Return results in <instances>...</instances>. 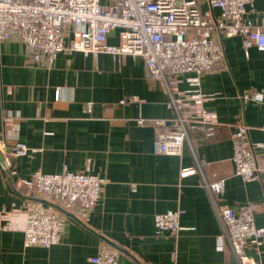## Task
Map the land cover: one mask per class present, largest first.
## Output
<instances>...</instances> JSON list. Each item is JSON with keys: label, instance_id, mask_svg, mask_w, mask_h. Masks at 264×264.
Returning <instances> with one entry per match:
<instances>
[{"label": "crops", "instance_id": "0c3cea01", "mask_svg": "<svg viewBox=\"0 0 264 264\" xmlns=\"http://www.w3.org/2000/svg\"><path fill=\"white\" fill-rule=\"evenodd\" d=\"M197 1L204 13L220 15L208 0ZM246 18L263 24L264 0H254ZM215 38L223 44L227 68L184 74L179 83L189 92L199 81L204 108L219 121L209 131L192 133L200 170L187 144L181 156L155 154L153 126L138 124L173 116L168 95L149 80L142 58L64 51L50 68L36 67L28 63L23 43L0 44V140L29 149L25 156L0 151L16 171L11 178L0 158V264H92L91 258L114 251L122 264H240L220 210L258 204L256 225L264 226L263 185L235 175L231 139L243 108L240 93L264 89V50H245L240 37ZM108 43H120L118 31L109 34ZM132 97L141 102L121 103ZM244 107L251 142H264V103ZM65 168L107 180L93 209L64 212L17 184L38 171L61 174ZM216 178L226 180L223 196L204 186V180ZM178 209L183 210L178 236L157 237L155 216ZM54 211L59 243L26 247L28 219ZM246 254L264 264V238L249 243Z\"/></svg>", "mask_w": 264, "mask_h": 264}, {"label": "built area", "instance_id": "2783aa9c", "mask_svg": "<svg viewBox=\"0 0 264 264\" xmlns=\"http://www.w3.org/2000/svg\"><path fill=\"white\" fill-rule=\"evenodd\" d=\"M212 9H219L216 18L204 13L197 0H0V44L17 40L27 47L28 63L50 68L64 51L97 56L109 54L120 60L130 56L143 59L149 80L158 83L168 95L172 119H139V125L151 124L155 131L154 153L181 156L185 145L196 159L192 133L209 131L219 125L215 112L204 108L206 96L199 90L179 89L180 77L203 75L227 68L224 47L215 36L240 37L245 50H264V23L255 24L246 18L254 0H208ZM118 31L120 43H108L111 32ZM67 39L69 44H66ZM59 98V93H58ZM239 98L243 104L239 122L231 133L235 175L244 182L260 181L264 190V142L250 140V127L245 122L244 106L248 102L264 103V89L245 90ZM138 97L122 100V104L140 103ZM11 119H7L9 121ZM264 129V127H263ZM25 156L29 149L21 144L8 145L0 140V151ZM2 167L12 178L16 171L5 157ZM185 175V173H182ZM41 198L64 212L76 208L93 209L103 198L107 180L94 174L34 173L30 180H18ZM210 194L223 196L225 179L204 180ZM258 204L249 203L239 210L222 207V217L231 248L240 264H255L246 254L249 243L258 245L264 238V226L256 225ZM183 210L155 216V235L178 236ZM25 246L51 247L59 243L57 213L32 216L24 231ZM92 264H122L119 252L101 253L90 259Z\"/></svg>", "mask_w": 264, "mask_h": 264}, {"label": "water", "instance_id": "95a60500", "mask_svg": "<svg viewBox=\"0 0 264 264\" xmlns=\"http://www.w3.org/2000/svg\"><path fill=\"white\" fill-rule=\"evenodd\" d=\"M0 158L3 160L2 154L0 153Z\"/></svg>", "mask_w": 264, "mask_h": 264}]
</instances>
